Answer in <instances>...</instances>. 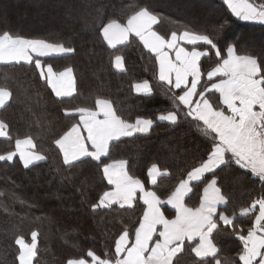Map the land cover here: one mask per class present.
<instances>
[{"label": "trees", "instance_id": "16d2710c", "mask_svg": "<svg viewBox=\"0 0 264 264\" xmlns=\"http://www.w3.org/2000/svg\"><path fill=\"white\" fill-rule=\"evenodd\" d=\"M248 2L264 10V0ZM141 11L157 18L154 30L164 40L182 33L209 40V45L196 46L205 52L197 97L207 91V75L230 48L238 57L256 61L264 91V23L237 18L223 0H0V39L41 42L59 50L39 60L55 73L70 70L74 79L73 95L58 98L34 62L0 64V91L9 93L0 108V125H7L0 155L13 154L17 141L29 139L42 157L28 167L18 158L0 159V264H20L19 241L36 242L32 264L89 263L93 258L115 263L119 239L127 235L129 244L134 241L145 204L137 196L131 207H102L101 199L112 189L105 167L123 163L129 179L165 203L220 144L181 103L185 90L159 79L156 56L137 37L114 48L105 42L107 25L126 26ZM117 58L122 71L115 69ZM141 83L149 84V95L135 92ZM205 97L214 110H223L218 94ZM99 102H107L126 124L148 120L152 128L112 142L98 161L86 157L66 164L57 142L84 113L95 112ZM167 114H174L176 122L160 120ZM152 168L161 172L154 184L149 179ZM212 180L225 200L210 235L217 252L199 258L197 242H184L171 264H242L243 241L254 230L258 207L247 215L241 212L264 201V181L226 154L222 166L191 183L184 206L197 210ZM161 209L168 219L176 215L166 204ZM221 216L233 218L232 223L224 225Z\"/></svg>", "mask_w": 264, "mask_h": 264}, {"label": "crops", "instance_id": "0c3cea01", "mask_svg": "<svg viewBox=\"0 0 264 264\" xmlns=\"http://www.w3.org/2000/svg\"><path fill=\"white\" fill-rule=\"evenodd\" d=\"M235 2L243 3L244 0ZM245 22L264 23L258 20ZM157 23L156 17L147 11H141L132 17L126 26L112 23L103 29L102 34L105 42L113 48L127 43L130 36L137 37L143 46L156 56L159 79L175 89L185 90L180 98L181 103L188 109L190 116L205 123L218 136L220 144L207 162L193 171L165 203L153 192L147 191L142 183L129 179L123 163H113L105 167V177L112 189L103 196L100 205L131 207L139 196L145 204L141 224L131 246H126V240L120 243L115 263L101 262L93 258L89 263L69 264H171L184 242H197L195 254L199 258L212 257L217 249L210 235L215 227V217L225 200L216 182L212 180L203 191L200 207L191 210L184 206L191 183L200 181L204 175L222 166L226 154H230L241 168L264 181V91L256 61L250 57H238L234 49L230 48L223 62L207 75L211 81L207 91L197 97L202 76L199 62L205 52L196 46L209 45V40L190 33L174 35L164 40L154 30ZM58 53L59 50L41 42L13 40L8 37L0 39V64L34 62L55 96L69 97L74 93L71 71L55 73L51 67L44 66L39 60L40 57ZM114 65L117 71L123 70L120 58L115 60ZM135 92L149 95L150 86L148 83L138 84L135 86ZM208 92L218 94L223 110L213 109L205 97ZM4 99L6 103L9 101L8 92H0V100ZM160 120L175 123L176 116L167 114L161 116ZM151 128L152 123L148 120L126 124L114 115L107 102H99L97 110L84 113L78 123L57 142V146L66 164L86 157L98 161L106 156L112 142L136 134H146ZM2 131L4 129L0 125V132ZM70 139H75L76 147L66 151ZM15 158H18L23 166L42 161V157L34 152V145L29 139L17 141L13 154L0 155V159L4 161H12ZM160 175L161 172L152 168L149 171L151 184H154ZM163 204L175 210L174 218L165 217L161 209ZM256 206L258 210L254 230L246 238L242 264H264V201L253 204L250 209L242 211L241 215L256 211ZM219 220L224 225H230L233 218L221 216ZM21 243L23 242L19 241V244ZM32 247L35 249V245ZM19 260L21 261V257Z\"/></svg>", "mask_w": 264, "mask_h": 264}, {"label": "snow or ice", "instance_id": "6c2138e0", "mask_svg": "<svg viewBox=\"0 0 264 264\" xmlns=\"http://www.w3.org/2000/svg\"><path fill=\"white\" fill-rule=\"evenodd\" d=\"M223 2L227 5V7L231 10V12L237 17L242 19L243 21H253L259 20L264 22V10H257L252 3H249L248 0H244L243 3H237L235 0H223ZM63 83V81L61 82ZM6 103V99L0 100V107H2ZM7 128V125H4V130ZM70 135V134H69ZM0 136H7L6 131L0 132ZM10 139V137H9ZM76 147L75 139H70L68 141V149H74ZM31 154L29 153V156ZM28 166L27 164L25 165Z\"/></svg>", "mask_w": 264, "mask_h": 264}, {"label": "rangeland", "instance_id": "374dc122", "mask_svg": "<svg viewBox=\"0 0 264 264\" xmlns=\"http://www.w3.org/2000/svg\"><path fill=\"white\" fill-rule=\"evenodd\" d=\"M259 21V20H258ZM0 92H5V91H0ZM212 231V230H211ZM123 240H126V246H131L133 244V242L131 244H129V239L127 237V235H124L121 239H119L118 243H117V247H116V251L117 249L119 248V245L120 243L123 241ZM35 241V239H34ZM23 242V241H22ZM244 245L246 247V243H247V240H244ZM36 242H33L32 245L34 246ZM32 245H29L27 243H21L19 244V248H20V257H21V261H20V264H32V260H33V257H34V248L32 247ZM244 254V253H243Z\"/></svg>", "mask_w": 264, "mask_h": 264}]
</instances>
